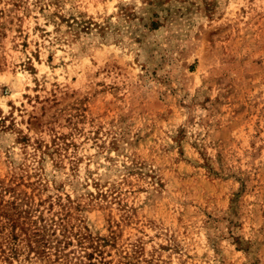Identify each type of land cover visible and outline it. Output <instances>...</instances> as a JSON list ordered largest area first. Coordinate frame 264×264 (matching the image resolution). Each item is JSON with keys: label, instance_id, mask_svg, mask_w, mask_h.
<instances>
[{"label": "rangeland", "instance_id": "obj_1", "mask_svg": "<svg viewBox=\"0 0 264 264\" xmlns=\"http://www.w3.org/2000/svg\"><path fill=\"white\" fill-rule=\"evenodd\" d=\"M0 264H264V0H0Z\"/></svg>", "mask_w": 264, "mask_h": 264}]
</instances>
